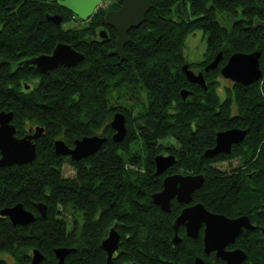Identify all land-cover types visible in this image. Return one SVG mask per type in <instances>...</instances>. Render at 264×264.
<instances>
[{
  "label": "trees",
  "instance_id": "16d2710c",
  "mask_svg": "<svg viewBox=\"0 0 264 264\" xmlns=\"http://www.w3.org/2000/svg\"><path fill=\"white\" fill-rule=\"evenodd\" d=\"M149 2L145 20L128 30L120 60L108 54L117 33L105 24L103 9L85 26L65 28V21L79 19L57 0H0V111H13L17 136L30 126L44 129L35 140L34 161L0 167V209L20 202L34 214L27 225L0 216V264H30L34 248L44 256L38 264H58L57 247L75 248L62 264H107L100 242L111 226L120 235L111 264H194L196 256L203 264H224L203 252L201 234L191 238L181 228L180 242L173 244L172 224L181 206L173 200L165 212L151 194L161 189L166 174L182 171L203 173L192 198L211 212L231 213L238 200L249 198V182L241 187L237 175L215 164L234 158L251 164L260 150L257 161L264 166V0H183L188 18L173 10L180 0ZM120 3L114 0L112 8ZM48 14H60L61 23ZM101 29L106 39L98 37ZM196 29L204 32L206 57L189 67L200 66L206 89L189 82L181 69L184 40ZM58 42L72 45L83 59L47 73L19 63L51 53ZM256 49L262 51L263 77L249 85L232 82L220 99L221 66L235 52ZM219 51L218 66L203 71ZM182 89L191 91L185 99ZM118 111L127 130L114 142L109 122ZM232 127L247 130L243 141L230 154L205 157L216 132ZM93 134L107 140L87 158L74 161L54 151L57 138L72 147L74 140ZM165 139L174 143L162 145ZM167 151L176 161L155 175L154 157ZM64 164L74 166L72 177L64 175ZM37 202L46 205L44 218ZM67 216L81 217L78 225L70 227Z\"/></svg>",
  "mask_w": 264,
  "mask_h": 264
},
{
  "label": "water",
  "instance_id": "95a60500",
  "mask_svg": "<svg viewBox=\"0 0 264 264\" xmlns=\"http://www.w3.org/2000/svg\"><path fill=\"white\" fill-rule=\"evenodd\" d=\"M121 5L115 10H108L104 14V22L111 26L117 33L115 46L108 52L109 55L117 56L124 60V46L130 38L128 30L137 28L144 20L145 15L151 7L149 0H120ZM57 3L75 14L80 21H86L100 5L101 0H57ZM183 0L175 5V9L184 10L182 14L186 16V7L182 4ZM47 19L55 24H60L62 16L60 14H48ZM101 39H106V29H101L98 33ZM261 49L252 52H235L231 54L226 62L220 68V74L223 78L232 82L249 85L257 81L262 76L260 67ZM222 57L219 51L214 58L203 67V71L214 69L218 66ZM83 59V54L75 50L72 45L65 42H58L51 53L40 54L31 58L24 59L19 63L33 65L41 73L56 68L58 65L73 67ZM186 79L191 83H196L207 88L202 70L195 72L189 67L188 63L181 66ZM28 89L29 85L24 84ZM183 99L191 94V91L182 89ZM13 111H0V167L11 166L13 164H25L34 161L36 157L35 140L43 133V127L38 125L30 126L23 136H17V130L12 122ZM114 130L111 136L112 141H121L126 134V117L122 112H115L109 122ZM246 135L245 129L236 127L219 130L215 134L214 145L204 150L203 155L212 158L219 153H230L231 145L239 143ZM107 137L99 134L86 135L74 140L73 146H68L62 139L54 140V151L57 155L69 156L71 160L78 161L87 158L106 142ZM176 158L173 154H157L154 157L155 175L163 174L174 165ZM204 181L203 173L182 174L170 173L162 179V189L151 194L152 201L163 211L169 212L171 208V199L175 198L177 202L186 205L192 199L193 192L200 188ZM35 207L40 216H46V205L42 202L35 203ZM0 216L8 217L13 225H27L34 220V214L26 209L22 203L17 202L11 206L0 209ZM183 224L186 228V234L189 237L196 238L200 226L204 224L203 230V251L208 254L215 250V257L225 260L227 264H239L243 253L238 254L237 250H225L227 243L232 242L239 232L242 225L249 224L247 218L237 217L230 219L221 213L209 211L201 202H196L190 206H184L181 212L173 221L175 234L172 237V243L180 242V237L176 233L177 227ZM120 235L114 226H111L107 235L101 240L100 246L106 253L107 263H111L113 253L118 251ZM73 247L54 248V254L59 264H62L64 258L73 252ZM43 254L36 248L31 251L30 264H38L43 260ZM201 257L196 256L194 264H202Z\"/></svg>",
  "mask_w": 264,
  "mask_h": 264
},
{
  "label": "flooded vegetation",
  "instance_id": "af4514ba",
  "mask_svg": "<svg viewBox=\"0 0 264 264\" xmlns=\"http://www.w3.org/2000/svg\"><path fill=\"white\" fill-rule=\"evenodd\" d=\"M173 10L176 11V15L184 16L182 14L183 11L181 9H179V8L175 9L174 8ZM186 16L188 18L187 14H186ZM30 86H31V84H30ZM238 128L245 129V128H241V127H238ZM243 139L239 143H241L243 141ZM239 143H237V144H239ZM237 144L231 145L230 153L232 152V149H233L232 147L234 145H237ZM230 153H225V154H230ZM259 153H260V150H257L256 154L253 158V162L251 164L247 163L245 161H242L240 159H237L236 160V163H237L236 167L230 169L231 172H235L237 174V179H238L239 185L241 187H243L246 183L249 182L246 189H247V193H251L249 195V198L238 200L236 206L231 208L233 210V212L228 213V214H224L226 217H228L230 219L245 216L249 222V224L247 226L242 225L240 227L239 232L234 237V240L232 242L227 243L224 247V249L228 250V251L237 250L238 254L243 253V257L240 259L239 264H264V166H262L260 164V162L257 161V157H258ZM167 154H169V153H167ZM174 173H181V172H174ZM68 177H72V176H68ZM161 189H162V187H161ZM161 189H159L158 191H160ZM254 192H255V194H254ZM173 200L177 201L175 198H173V199H171V203ZM194 203H196V202L193 201V198L186 205L179 203L181 208H180L178 214L181 212V210L184 206H190V205H193ZM170 210H171V208H170ZM176 216H175V218H176ZM6 218H8V217H6ZM66 218H68V216ZM80 218L81 217H79V216H76L74 219L68 218L67 221H68L70 227H73V225H75V227H76L78 225V221L80 220ZM8 220H9V218H8ZM204 226H205L204 224H202L200 226L198 236L201 234V236L203 237ZM172 227H173V224H172ZM181 228L184 230V232L186 234L185 225L180 224L176 229V233L180 237V239H181V236L179 235L178 232H179V230L181 231ZM173 230H174V228H173ZM174 234H175V230H174ZM202 241H203V239H202ZM117 252L118 251L113 253V257L115 254H117ZM215 253H216V251L213 250L210 253H208L207 255H210L214 259L219 260L220 262H222L224 264H227L225 260H222L221 258H216ZM6 256H5L6 258L4 257L5 261L8 262L7 258H10V262H8V263H12L13 257L10 255H7V254H6ZM54 256H55V254H54ZM66 256H65V258H66ZM55 258H56V256H55ZM112 258H111V260H112ZM202 260H203V258H202ZM30 261H31V255H30ZM56 261L59 264L57 258H56ZM106 263H107V260H106ZM203 263H204V260H203Z\"/></svg>",
  "mask_w": 264,
  "mask_h": 264
},
{
  "label": "rangeland",
  "instance_id": "374dc122",
  "mask_svg": "<svg viewBox=\"0 0 264 264\" xmlns=\"http://www.w3.org/2000/svg\"><path fill=\"white\" fill-rule=\"evenodd\" d=\"M113 4H114V0H102V2L96 8L95 11H97L99 8H101V9L104 10V14H105V12L108 11V10H115V9L118 8V7L117 8H112ZM120 5H121V3H120ZM86 21H80V20H77V19L75 20L74 18H72L71 20H67V21L64 22V27L65 28L77 27V26L80 27V26H83ZM183 54H184L185 61L188 64L189 63H197V62H200V61L203 60V58L205 56V40H204V32L202 31V29H196L195 31H193L192 33H189L186 36V38L184 40V45H183ZM198 67H200V66H195L194 65L191 69H193L194 71H198V69H199ZM261 77H263V76H261ZM218 80H219V85L217 86L216 91H217L220 99H224L225 96H226L225 86L230 85L232 83V81H230L228 79H225L223 77H221ZM31 86H33V85L31 84ZM127 103L129 105H131V104L133 105L134 104V102L132 103V102H128V101H127ZM160 143L162 145H168V144H173L174 141L172 139H165L164 141H160ZM167 153H169V152L167 151L165 153L162 152V153H158V154L167 155ZM237 159L238 158H234L231 161L219 162V163H216L215 166L218 169H220L222 171H225V172H227L229 174L237 175L235 172H231V170H230V169L236 167V165H237L236 160ZM63 170H64V175L65 176H73L74 173H75V168L71 164H64L63 165ZM254 194H255V192H254ZM68 218H69V216H68ZM6 254L9 255L8 253H5L4 257L6 256ZM7 261L10 262V258H7Z\"/></svg>",
  "mask_w": 264,
  "mask_h": 264
},
{
  "label": "bare ground",
  "instance_id": "6f19581e",
  "mask_svg": "<svg viewBox=\"0 0 264 264\" xmlns=\"http://www.w3.org/2000/svg\"><path fill=\"white\" fill-rule=\"evenodd\" d=\"M222 58V57H221Z\"/></svg>",
  "mask_w": 264,
  "mask_h": 264
}]
</instances>
